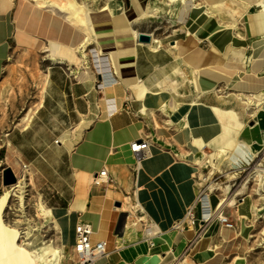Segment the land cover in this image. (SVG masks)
<instances>
[{
  "label": "bare ground",
  "instance_id": "bare-ground-1",
  "mask_svg": "<svg viewBox=\"0 0 264 264\" xmlns=\"http://www.w3.org/2000/svg\"><path fill=\"white\" fill-rule=\"evenodd\" d=\"M114 1L116 0H102L98 6H94L97 0H0V41L4 35L3 28L7 25L9 28L10 14L15 7V20L18 21L23 40L31 35L33 27L39 26V30L46 32L48 42L43 48L50 60L65 61L78 68L84 67L77 76L86 79L92 77L87 65L89 53L94 68L103 75V84L119 80L131 84L137 98L141 99L142 112L153 120L156 133L161 135L167 129H175L173 139L180 146L187 147V161L195 162L200 167L206 161L210 162L213 168H219L217 163L225 157L235 168L240 167V161L250 164L264 148V75H259V69L256 67L247 69L244 56L250 47L253 62L261 63L264 59L260 58L261 52L264 51V0H243L258 5L260 9L244 13L229 11L228 20L222 18L223 9L226 7L225 0H215V4L211 6L194 0L192 15L186 21L189 37L174 43L163 42L156 33L157 28L151 29L150 25L142 28L144 24L152 23V20L160 17L161 9L153 6L151 0H122L123 7L118 13L112 10ZM166 1L174 9L187 5V0ZM237 14L240 17H237ZM240 25L246 29L245 34L238 30ZM140 29L149 31L146 33L152 36V40L148 42L150 47L165 48L178 62L172 71L152 85L139 78L135 70V46ZM254 36L259 37L252 43L248 42L247 39ZM203 39L210 40L209 49L198 45ZM29 42L25 41L28 44ZM9 59L11 56L6 48L0 46V82L6 68L4 61ZM48 76L47 70L44 73L39 102L31 107L22 119L27 125L43 103ZM223 82L226 83L225 87L221 85ZM131 97L133 95H129V98ZM160 112L168 116L164 124L158 120ZM250 120L255 123H250ZM89 125L88 121L83 120L73 129L63 133L58 142L66 144L71 150L75 149ZM7 146L12 148L10 140ZM207 148L211 151L207 152ZM198 153L202 154L203 158L197 162ZM174 161L171 150L151 140L150 153L136 165L138 189L144 184L152 183L151 177L169 167ZM86 166V170L77 174L76 195L70 206H47L42 201L38 202V217L48 221L52 229L58 232L60 243L57 245L44 241L40 249L35 248L41 240V235L35 232L39 226L34 224L33 229L24 231L21 229V217L13 223L9 222L6 214L11 201L10 191L0 196V264L76 262L73 245L79 211L83 212L84 218L93 222L94 238L106 242L107 254L99 257L95 264H111L121 257L129 259L133 253H153L154 249L146 240L117 246L121 239H116L111 233V227L117 217L116 210L110 204L112 191L110 190L106 197L95 199L89 208L87 185L94 170L89 160ZM25 168H29V165L26 164ZM11 169L18 179L14 189L17 188L16 192H20L22 181L19 180L20 176L15 167L11 166ZM29 173L32 174L31 171ZM228 175L232 173L228 172ZM248 175L249 178L232 195L230 185L210 184L213 192L209 194L211 212L214 213L219 207L220 211L216 213L204 237L221 222L219 215L223 204L232 206L242 218L243 230L237 239L239 253L234 259L235 264L248 263L245 254L248 248L246 243L250 240L254 223L259 220V214L264 212V206L252 205L250 194L240 197L254 184L264 198V167L262 170L257 168ZM20 198V207L23 208V196L20 195ZM125 199L129 200V197ZM16 215L19 216L20 213ZM248 220H252V223L248 224ZM140 226L142 222L139 219L129 216L125 233H128L130 228ZM145 230L155 235V241L161 242V247L168 250L171 257L176 256L171 249L170 236L160 225L153 222ZM224 230L227 235L236 231L234 226L228 225L224 226Z\"/></svg>",
  "mask_w": 264,
  "mask_h": 264
},
{
  "label": "crops",
  "instance_id": "crops-1",
  "mask_svg": "<svg viewBox=\"0 0 264 264\" xmlns=\"http://www.w3.org/2000/svg\"><path fill=\"white\" fill-rule=\"evenodd\" d=\"M198 1L208 6L215 4V0ZM164 2L166 5L163 4L159 7L162 14L160 13V17L157 18L160 21L156 23L160 25L159 28L155 26L158 30L156 33L165 43L188 39L186 21L192 15L194 0H187V5H182L177 9L169 6L166 0ZM224 2L226 7L223 9L222 18L226 20L230 19L227 12L232 10L244 13L245 11H258L260 9L258 5L243 0H225ZM15 9L14 7L10 14L9 28L7 25L2 30L4 35L1 38L0 46L6 48L7 53H9V41L14 38L13 47L14 45L17 47L26 45L33 49H42L43 45L48 42L46 32L43 33L42 30H39V26L33 27L31 35L23 40L18 21L15 20ZM237 17H240L239 14ZM144 25L142 28H145ZM238 30L242 34L246 33V29L242 25L239 26ZM140 31L149 32L145 29H140ZM259 36L249 37L247 40L252 43ZM26 40L30 41L29 44L25 43ZM198 45L209 49L211 42L208 39H203ZM252 54V49L248 47L244 56L247 69L256 67L259 69L257 73L261 76L264 75V59L261 63L258 61L255 63ZM260 58H264V51L261 52ZM177 64V60L163 47H150L148 43L142 42H137L135 46L136 74L148 85H152L163 78ZM66 65L71 64L65 61L52 62L48 70L49 76L45 86L43 103L36 110L31 119V124L26 129V131H34L33 126L36 128L38 125V127L49 125L45 139L51 142V146H60V142L57 143L55 140L63 133L73 129L83 120L90 123L85 128L83 137L76 144L75 149L71 150L66 144H62L66 146V151L63 155L61 170L68 173L64 179V188H67L69 192L62 194L59 207L71 205L76 195L77 174L86 170V163L89 160V164L93 165V175L106 167L113 178V182L104 187L92 185V179L87 185L89 208L95 199L106 197L108 192L112 191L110 204L117 212L116 220L111 227L113 236L116 239L120 236L123 237V241H125L123 245H131L146 240L141 229L132 228L130 229L132 234L129 235L130 231L125 233V226L129 216L139 220L140 217L145 219L147 216L146 221L157 223L170 236L171 249L176 253L175 257H171L169 251L164 250L161 247L162 243L156 242L154 237L152 254L133 253L134 255L129 259L121 257L111 264H235L234 259L239 253L237 239L243 231L241 227L237 228V225H234L235 233L227 235L224 230L226 224L219 223L213 230H210L211 232L209 231L207 237H204L207 230L197 235V227L193 230L190 228L183 230L173 228L174 223L184 217L187 208L198 197L201 186L199 181L201 178L200 170L204 171V165L200 167L195 162L179 158L172 149L175 161L169 167L152 176V183L144 184L138 189L137 159L131 151L130 144L147 134L150 136L148 129H150L152 121L148 114L142 112L141 99L137 98L131 84H126L122 80L103 84V75L97 70L93 71L91 66L89 67L92 77L80 79L77 75L83 71L84 67L71 69ZM98 83L102 85L101 88H98ZM221 85L225 87L226 83L223 82ZM129 95H133V97L129 98ZM250 123L253 124L255 121L250 120ZM51 124L59 126L54 127ZM26 131L19 132L13 141L27 157L26 160L35 161L39 151L30 149L32 145L25 138L28 134L25 133ZM38 133L40 134V132ZM244 164H246L245 161H240L239 166ZM222 165L224 163L220 167ZM228 166L231 168L229 172L235 175L233 173L236 172L232 170L236 168L231 164ZM126 197H129V200H126ZM226 207L223 214L232 221V217L225 214ZM78 215L79 221H90L93 226L90 219L83 217L82 211H79ZM253 236L251 231L250 240L246 243L248 248L245 250V254L249 261L250 258L255 259L256 263L258 262L257 254L260 252L258 251L259 237L252 240ZM127 238L130 240L129 242ZM251 247L253 249H250ZM113 250L116 251V249ZM255 250L257 251L255 252ZM253 263L250 261V264Z\"/></svg>",
  "mask_w": 264,
  "mask_h": 264
},
{
  "label": "rangeland",
  "instance_id": "rangeland-1",
  "mask_svg": "<svg viewBox=\"0 0 264 264\" xmlns=\"http://www.w3.org/2000/svg\"><path fill=\"white\" fill-rule=\"evenodd\" d=\"M101 1L102 0H97L94 6H98ZM151 3L155 7H161V5L165 4L164 0H151ZM122 7V0H116L112 3V10L115 13H118ZM154 21L145 24L144 27L150 25L151 29L156 28L155 26L159 28L160 24L156 22L160 21V19H155ZM13 42L14 38L9 41V54L11 59L5 60L4 62L6 68L3 73L4 77L0 82V196L6 191H10L11 201L6 214V218L9 222L13 223L18 217H21L23 219L21 229L24 231L33 229L32 226L34 224L39 226V229L35 232L39 236L41 235V240L38 241L35 248L40 249L44 241H46L47 244L52 243L54 245L60 243L58 232L52 229L48 221L45 222L38 217V211L40 210L38 202L42 201L47 206H60V197L62 194L69 192L67 188H64V179L66 178L65 176H68V173L61 170V163L64 158L63 155L65 154L66 146L62 145V143H60V146H51V142L45 139L49 125H42L40 127H38V125L36 128L33 126L36 133L35 135L32 130L26 131L31 121H29L27 125L22 119L27 111L39 102L42 95L41 90L44 83V73L49 70L48 67L50 68L54 61L49 59L44 48L33 49L26 45L21 47L14 45L13 47ZM87 61V65L91 66L93 71L96 70L93 65L92 56L89 53L87 55ZM66 66L71 69L73 67L78 68L76 65L72 64ZM167 118L168 116L161 112L158 115V120L162 124L165 123ZM51 126L58 127L59 125L51 124ZM150 126L148 132L150 133V139L152 141L162 144V146L169 150L173 149L172 151L176 156H179V158L189 159L186 155L187 147L180 146L173 139V133L175 132L174 128L167 129L164 134L157 135L153 120ZM22 131L28 133L25 138L30 142V145L33 146V148H31V146L30 149L39 151L38 158L35 161L26 160L27 157L13 141L17 134ZM38 132H40V134ZM9 140L12 144V148L10 149L7 146ZM210 151L211 149L207 148V152ZM202 158L203 155L198 153L196 161H201ZM229 162L228 159L222 157L217 163L219 172L212 177V173L216 171H211L209 166L211 163L204 161V171L200 170V173L201 178L206 173V176L212 177L213 182H217L221 185H230V194L232 195L233 192L240 189L243 176L247 174L249 170H242L239 172L234 169L232 171L236 172L233 173L235 175H228V172L231 171V168H228V165H230ZM222 163H224V165L220 167ZM26 164L29 165V168H25ZM11 166L15 167L20 176L19 180L22 181V190L20 192H16L17 188L14 189V184H16L18 180L16 177L13 183L5 184L4 182V171L8 167L11 168ZM29 171H31L32 174H30ZM31 177H33V179H31ZM199 181L201 183L200 185L204 183L200 179ZM248 194L252 196L250 202H252L253 206H264V198L259 194L257 185L251 184L248 190H246V192L244 191V194L240 197H245ZM20 195L23 196V208L20 207L22 202ZM18 213H20L21 216L16 215ZM225 214L232 217V222L234 225H237V228L241 227L242 229V218L233 210L232 206L226 207ZM147 218L146 216L144 221H146ZM251 223L252 220H248V224ZM254 224L255 227L252 230L254 236L252 240L259 237L258 251L260 252L257 254L258 262L255 263V259L251 258L250 261L251 263L254 262L253 264H264V233H262L264 229V212L259 214V220ZM139 229H142V227L140 226ZM254 245L253 243V246ZM256 251L257 250H255V252ZM250 261L248 258V264H250Z\"/></svg>",
  "mask_w": 264,
  "mask_h": 264
},
{
  "label": "built area",
  "instance_id": "built-area-1",
  "mask_svg": "<svg viewBox=\"0 0 264 264\" xmlns=\"http://www.w3.org/2000/svg\"><path fill=\"white\" fill-rule=\"evenodd\" d=\"M98 88H101L102 85L98 83ZM150 136L147 134L143 137H141L138 140L133 141L130 144L131 151L133 152L134 156L137 159V165L139 164V161L145 158L150 153ZM58 143V140H56ZM264 167V148L261 150V152L256 156L252 162L248 165H242L240 167H237L235 170L241 172L242 170H249L247 174L243 176L241 184L246 181L249 178V173L254 172L257 168L262 170ZM211 171L213 172L212 177L216 175L219 171L218 168H213L212 165H210ZM206 174V173H205ZM204 174L203 178H200L204 183L200 186L198 197L196 201L190 205L183 218L176 221L173 225L174 229H187V228H195L197 227V235H200L204 231H206L209 226L212 224V222L215 219L216 213H219L220 207L215 210L214 213L211 212V204L209 201V194H213L210 184L217 183L212 181V177L206 176ZM221 174V173H219ZM211 176V175H210ZM113 182V178L111 174L108 172V169L104 167L99 172L95 173L92 178V185L94 186H101L104 187L106 185H109ZM240 184V186H241ZM237 192V191H235ZM228 204H223L221 208V212L219 215L220 223H224L228 226H234V223L223 214L224 208ZM144 217H140V222H142V233L144 235V239H146L151 246L154 245L153 238L155 235H151L148 231H146V228H149L151 225V222L144 221ZM140 228V227H139ZM132 229V228H130ZM93 226L90 221L87 220H80L76 226H75V243L73 245L74 253L77 257L76 264H95V261L107 254L106 250V242L104 240H95L93 238ZM132 234V230L129 232V235ZM121 239L118 242V246L122 247L123 243V237H119ZM127 241L130 240L127 238Z\"/></svg>",
  "mask_w": 264,
  "mask_h": 264
},
{
  "label": "water",
  "instance_id": "water-1",
  "mask_svg": "<svg viewBox=\"0 0 264 264\" xmlns=\"http://www.w3.org/2000/svg\"><path fill=\"white\" fill-rule=\"evenodd\" d=\"M152 40V36L149 33L141 31L138 35V42L142 43H148ZM5 176H4V182L5 184H10L15 181V175L13 174L11 168H6L5 171Z\"/></svg>",
  "mask_w": 264,
  "mask_h": 264
}]
</instances>
